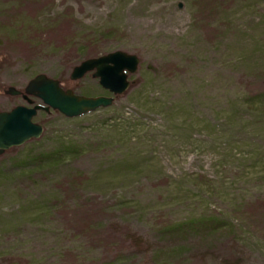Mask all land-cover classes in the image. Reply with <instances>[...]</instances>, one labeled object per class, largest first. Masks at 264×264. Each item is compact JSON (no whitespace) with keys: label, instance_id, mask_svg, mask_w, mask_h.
I'll use <instances>...</instances> for the list:
<instances>
[{"label":"rangeland","instance_id":"obj_1","mask_svg":"<svg viewBox=\"0 0 264 264\" xmlns=\"http://www.w3.org/2000/svg\"><path fill=\"white\" fill-rule=\"evenodd\" d=\"M114 51L126 92L0 156V264H264V0H0V111Z\"/></svg>","mask_w":264,"mask_h":264},{"label":"water","instance_id":"obj_2","mask_svg":"<svg viewBox=\"0 0 264 264\" xmlns=\"http://www.w3.org/2000/svg\"><path fill=\"white\" fill-rule=\"evenodd\" d=\"M181 4L178 7L181 8ZM139 59L136 55L114 51L94 58H88L74 66L70 80L82 78L92 71V77L99 85L113 96L123 94L129 87L128 74L136 72ZM4 93L10 96L21 95L31 103L30 96L40 99L42 104L32 107L17 105L10 110L0 111V156L12 147L20 146L31 139L39 138L43 127L33 122L38 110L48 112L56 110L66 117L73 118L108 107L113 102L112 96H84L75 94L71 89H63L56 79L44 74H36L23 90L8 86Z\"/></svg>","mask_w":264,"mask_h":264},{"label":"trees","instance_id":"obj_3","mask_svg":"<svg viewBox=\"0 0 264 264\" xmlns=\"http://www.w3.org/2000/svg\"><path fill=\"white\" fill-rule=\"evenodd\" d=\"M108 33H110V31H109ZM61 41H62V43H63L64 45H68V44L70 43L67 37H66V38H62ZM93 57H94V56H93ZM87 58H88V57H87ZM87 58H85V59H87ZM11 150H13V148H12ZM220 228H222L221 225H219V224H217V223H212V224H210V225L207 227V230H208L210 233H212L213 235H216V234H218L217 232L220 230ZM186 231H190V230H189V229H184V230H179L178 232L183 233V232H186ZM134 241H136L135 238H134Z\"/></svg>","mask_w":264,"mask_h":264}]
</instances>
